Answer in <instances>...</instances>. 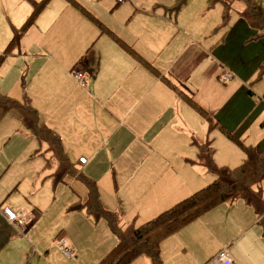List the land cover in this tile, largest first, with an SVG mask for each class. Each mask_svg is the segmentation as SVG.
<instances>
[{
    "label": "crops",
    "instance_id": "obj_1",
    "mask_svg": "<svg viewBox=\"0 0 264 264\" xmlns=\"http://www.w3.org/2000/svg\"><path fill=\"white\" fill-rule=\"evenodd\" d=\"M24 1L26 6V1L30 0ZM87 1L90 3L91 0ZM174 1L150 0L144 6L143 0L115 3L114 7L120 6L119 9L125 12L123 14L130 16L123 24L113 28L100 23L82 6L85 14L83 30H88L89 34L60 46L54 39L43 44L41 41L46 38L39 32L40 41L36 44V50H29L23 43L19 46L25 60L33 62L39 72L47 70L48 76L43 77L42 82L38 81L37 89L33 86L27 93L39 113L40 122H49L50 129L60 137L69 160L86 152L91 158L90 163L87 160V167L94 162L98 164L100 156L105 151H111L116 144L112 143L115 139L122 144V151L128 159L124 164L140 173L143 182L161 167L164 168L162 171L170 182H154L155 190L146 197L159 208L157 212L153 216L147 214L144 218L132 219L129 216V222H124L120 214L123 210L118 209L114 212L120 216L123 227L139 225L154 218L214 179L197 162V150L192 145V138L205 141L207 138H203L211 131L226 138L223 128L236 132L244 141L250 139L252 146L261 143L264 146V129H258V125L263 127L264 124V120H261L264 113H259L264 108V101L250 90L249 79L246 81L240 77L251 71V59L256 61L257 53L264 51V43H245L250 33L238 22L237 12L231 23L236 22L232 26L230 23L226 27H217L219 23L224 26L228 22H221V4L210 7L207 0H187L174 10L171 8ZM190 6L196 10L194 16L198 19L220 6V19L216 13L217 20L213 17L211 22L202 23L197 37L189 32L191 23L182 21V13ZM48 12L54 13L47 8L43 9L41 16ZM137 14L153 20L157 29H152L148 22L136 24L134 20ZM92 19L131 46L158 74L137 62L113 36L101 33L100 27ZM75 30L76 25L71 26L69 34L72 35ZM211 31L214 35L207 36L204 41L206 47L202 46L199 41ZM81 56H84V62L76 65V68L84 70L89 77L85 88L70 73ZM225 71L238 73L234 74L230 86L216 79L219 73L222 75ZM178 91L207 111L221 129L214 127L209 130L206 121L177 95ZM46 99L48 102L45 104ZM177 138L189 141L192 149L182 154L179 165L175 166L165 158L163 148L159 149L158 143ZM189 172H193L198 179L188 175ZM200 173L208 177L200 180ZM259 187L264 201V181ZM101 202L106 208L112 209ZM2 203L0 224L5 229L7 226L13 229L1 212ZM262 210L261 215L256 214L253 207L241 199L221 203L160 242L162 263L170 264L168 256H171L174 264H191L194 263L192 258L197 259L198 254L208 252L205 264H216L215 255L224 249L235 264H264V221L260 222V219L264 220V208Z\"/></svg>",
    "mask_w": 264,
    "mask_h": 264
},
{
    "label": "rangeland",
    "instance_id": "obj_2",
    "mask_svg": "<svg viewBox=\"0 0 264 264\" xmlns=\"http://www.w3.org/2000/svg\"><path fill=\"white\" fill-rule=\"evenodd\" d=\"M149 1L143 0L142 5ZM180 1L175 0L171 8L176 10ZM26 3L25 6L24 0H0V56H3L0 61V92L17 101H22L24 94L29 97L27 91L33 86L37 89L38 81L42 82L43 77L48 76L47 70L39 72V68L33 62L23 58L19 48L21 43L29 50H36V44L40 41L39 32H42L46 38L41 41L43 44L46 45L48 41L54 39L60 46L89 34L88 30H83L85 19L83 7L100 23L112 28L123 24L130 16L123 14L125 12L119 9L120 6L114 7V0H91L90 3L87 0H30ZM227 7L230 10V18L226 25L219 23L217 27L228 26L236 12L238 14L243 10L244 5L233 1ZM47 8L52 9L54 13L48 12L41 16L43 9ZM220 9V6H216L215 9H211L213 12L208 11L207 15L198 19L194 16L196 10L190 6L182 13V21L186 24L190 22L192 29L189 32L198 37L201 31L199 26L201 27L202 23L211 22L213 17L217 20L216 13L220 19ZM137 16L134 20L136 24L148 22L151 23L152 29H157L153 20L146 19L142 14ZM234 23H231V26ZM23 25L26 26L18 47L7 50L12 37V28L19 29ZM73 25H76V30L70 35L69 30ZM209 35L212 36L214 33L211 31L202 37L199 41L202 46L206 47L204 41ZM101 37L103 39L104 36ZM220 75L221 73L217 76ZM233 79L227 81V86L231 85ZM249 83L250 90L264 101V76L259 77L258 73H252L249 76ZM46 102L48 99L44 101L45 104ZM257 107L260 110V105ZM259 113H264V108ZM261 120L263 122L264 114ZM45 126L50 128L51 124L48 122ZM258 129H264V124L263 127L258 125ZM253 131L250 130L251 133ZM203 139L210 141L214 148L213 157L218 165L233 168L243 162L245 152L236 142L216 131L209 132ZM240 141L244 145L252 146L250 139L244 141L240 138ZM114 142L116 144L112 146L111 151H105V154L100 156L98 164L94 162L87 167L91 158L86 152L77 157H70V160L78 171L81 170L84 175L96 181L100 200L112 207L108 209L102 205L105 209L123 210L120 214L124 222H129V216H132V219L147 217L145 216L147 214L153 216L159 208L146 197L155 190L154 182H170L167 174L162 171L164 168L161 167L156 174L143 182L140 180V173L124 164L128 159L122 151V144L113 139L112 143ZM47 145L44 142L39 145L38 141L30 136L25 124L18 120L16 111L12 110L0 116V202H3L2 206L6 205L14 211H22L28 220L31 217H38L27 234L18 233L15 227L12 229L7 226L5 229L0 224V262L2 264L3 262L24 264L25 261L26 264H97L106 251L114 246L116 240L103 218L96 220L84 209L70 210L71 204L77 202L79 198L81 200L85 198L86 189L78 181L69 180L62 183L52 179L53 164L45 167L44 158L52 155L51 150L47 151L49 149ZM158 147L163 148L165 158L175 166L179 165L180 156L192 149L189 141L182 138L160 142ZM78 156L88 160L86 165H81L83 169L77 163ZM188 175L194 173L189 172ZM194 177L198 179L197 176ZM202 177L208 175L200 173L199 179L201 180ZM262 211L259 210L258 215H261ZM263 221V218L260 219V222ZM60 235L67 239L73 251V256L69 259L60 252L58 245ZM155 239L156 237L153 238ZM207 254L208 252L198 254L197 259L192 258L194 263L191 264H205ZM168 262L174 264L171 256H168ZM129 264H151V262L145 255H140Z\"/></svg>",
    "mask_w": 264,
    "mask_h": 264
},
{
    "label": "trees",
    "instance_id": "obj_3",
    "mask_svg": "<svg viewBox=\"0 0 264 264\" xmlns=\"http://www.w3.org/2000/svg\"><path fill=\"white\" fill-rule=\"evenodd\" d=\"M186 1L187 0H181L176 9ZM207 1L210 7L215 4L222 5L223 23L227 22L229 17L230 10L227 6L233 1L242 3L244 8L238 13V22L242 23L250 33L245 40V43H253V45L264 43V6L262 0ZM92 20L95 21L94 19ZM95 22L100 27L101 33L106 32L113 36L117 41L122 43L129 54L135 57L137 62L158 74L156 69L149 64V62L144 61L139 55H137L131 46L123 43V41L111 30L106 27L103 28L97 20ZM25 26L26 25H23L19 29L12 28V37L7 50L11 47L17 46L21 35L25 30ZM225 41L226 38L224 42ZM2 59L3 56H0V61ZM255 60L256 61H253V59H251V71L246 75L240 76L246 81L252 73H258L259 77L264 76V51L262 53L258 52ZM81 62H84V56L79 57L74 68ZM234 74L237 75L238 73L235 72ZM163 80L167 84H170L167 79L163 78ZM248 93L251 94L250 90H248ZM177 95L195 109V111L206 121L209 130L214 127L221 129V126L218 123H214L210 114L202 107L198 106L192 99L179 91ZM12 110L18 113L19 120L25 124L26 129L39 144H41V142H44L46 145L48 144L47 147L49 146V149H47V151L51 150L52 155L51 157L44 159L46 163L45 167L49 164H53L54 171L51 174L52 179L55 182L62 183L69 180H75L84 185L86 189L85 198L83 200L79 199L77 202L71 204V207H69L70 210L84 209L88 215L94 217L96 220L103 218L112 232V235L116 239V244L97 264H129L134 258L140 255L148 257L151 264H163L159 250L160 242L170 235L177 233L183 227L192 221H195L206 212L216 208L221 203L241 199L247 205L253 207L256 214H258L259 210L264 208V201L261 197L259 187L261 182L264 181L263 144L261 143L256 146L244 145L240 141V137L236 132L224 130L222 128L224 135L230 140L236 142L245 152L243 162L233 168L218 166L214 161V148L211 146L210 141H201L192 138V145L197 150V162L202 164L204 168L213 175L214 179L198 190H195L190 195L179 200L168 209L161 211L154 218L139 225L130 224L123 227L120 216L114 211L107 210L102 206L96 181L76 169L75 165L70 162L64 151L60 137L52 129L46 127L40 122L39 113L31 104L29 97L24 95L22 102H19L0 92V116H3ZM51 153H48V155ZM36 221L37 217L30 218L27 221L24 232L20 234L27 233ZM262 227L264 235V223L262 224ZM60 237L63 236L60 235L58 238ZM154 237H156L155 240H153ZM26 263L27 261H25L24 264Z\"/></svg>",
    "mask_w": 264,
    "mask_h": 264
},
{
    "label": "built area",
    "instance_id": "obj_4",
    "mask_svg": "<svg viewBox=\"0 0 264 264\" xmlns=\"http://www.w3.org/2000/svg\"><path fill=\"white\" fill-rule=\"evenodd\" d=\"M115 3L120 4L123 3L125 0H114ZM72 77L77 81V83L85 88L89 83V77L84 70L79 68H73L71 70ZM233 75L230 71H225L220 77L219 82L222 84H226L227 81L231 80ZM86 159L84 157H80L78 159L79 164L83 165L86 164ZM3 216L5 217L6 221L15 226L19 233L24 232L26 225H27V217L24 215L22 211H14L8 206H3L1 209ZM58 245L60 248V252L66 257L71 258L73 256V251L67 244L65 238L60 237L58 239ZM216 264H235L231 256L227 253L226 250L222 249L214 257Z\"/></svg>",
    "mask_w": 264,
    "mask_h": 264
}]
</instances>
